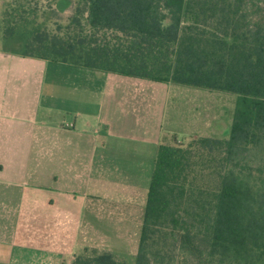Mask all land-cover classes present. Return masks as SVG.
Returning <instances> with one entry per match:
<instances>
[{
    "label": "trees",
    "instance_id": "trees-1",
    "mask_svg": "<svg viewBox=\"0 0 264 264\" xmlns=\"http://www.w3.org/2000/svg\"><path fill=\"white\" fill-rule=\"evenodd\" d=\"M176 1L78 0L73 34L35 32L18 52L235 95L226 139L157 146L134 261L84 249L71 264H173L163 228L198 264H264V0Z\"/></svg>",
    "mask_w": 264,
    "mask_h": 264
},
{
    "label": "crops",
    "instance_id": "crops-1",
    "mask_svg": "<svg viewBox=\"0 0 264 264\" xmlns=\"http://www.w3.org/2000/svg\"><path fill=\"white\" fill-rule=\"evenodd\" d=\"M234 103L0 49V264H71L139 232L157 146L226 139Z\"/></svg>",
    "mask_w": 264,
    "mask_h": 264
},
{
    "label": "rangeland",
    "instance_id": "rangeland-1",
    "mask_svg": "<svg viewBox=\"0 0 264 264\" xmlns=\"http://www.w3.org/2000/svg\"><path fill=\"white\" fill-rule=\"evenodd\" d=\"M77 2L78 0H0V49L4 52L18 54L23 44L32 38L35 32L39 31L58 36H64L66 33L73 34L75 29H72V26L68 25L70 24ZM175 2L178 4L176 0ZM165 16L164 21H169L168 15L166 14ZM82 23L87 28L84 19H82ZM4 26L12 27V30L8 32ZM108 33L111 35V32L108 31ZM56 102L58 104L59 101L57 100ZM73 111V109H68L67 113H62L61 115L65 116L64 118L70 119L74 116ZM170 136L171 140L174 137H179L174 133L170 134ZM190 139L184 141L182 145L186 147ZM175 144L180 143L176 142ZM257 160L264 163V156L262 160L258 158ZM194 181L196 184L204 186L206 191H209L208 189L215 185L217 176L206 168L195 177ZM137 230L138 228L135 226V228H131L129 233L105 234L114 238L115 242L109 245L113 248L112 250H105L103 248H107L108 246L99 245L98 248H84L88 250L84 251V254L95 255L109 252L117 260L132 263L137 248L139 233ZM159 234L165 239V243L169 247L170 257H173V264H198L192 257L178 248L176 236L172 231L163 228ZM100 236H103V234H100ZM124 238L129 243L126 246H124Z\"/></svg>",
    "mask_w": 264,
    "mask_h": 264
}]
</instances>
